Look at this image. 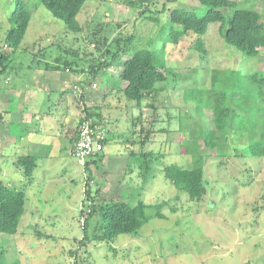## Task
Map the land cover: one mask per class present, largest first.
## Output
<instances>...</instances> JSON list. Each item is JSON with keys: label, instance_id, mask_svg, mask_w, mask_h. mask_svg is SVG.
I'll list each match as a JSON object with an SVG mask.
<instances>
[{"label": "rangeland", "instance_id": "374dc122", "mask_svg": "<svg viewBox=\"0 0 264 264\" xmlns=\"http://www.w3.org/2000/svg\"><path fill=\"white\" fill-rule=\"evenodd\" d=\"M17 1L0 0V49L11 53L0 78V181L26 190L28 200L17 233L0 231V264H264V156L249 154L246 135L232 136L227 156L206 158L200 199H191L164 173L171 163H192L182 152L181 125L189 126L188 136L197 130L200 137L211 126V110L199 116L184 91L210 88L213 69L239 80L231 91L245 88L250 74L264 72V48L248 56L228 45L218 22L204 35V51L195 47L192 32L175 46L167 37L169 10L203 15L200 0H87L77 16L79 31L40 0H24L32 18L21 45L11 50L4 35ZM233 1L259 12L264 22V0ZM141 47L161 50L178 76L157 83L137 106L118 83L123 60ZM89 113L105 121L112 137L86 159L97 160L89 164L91 179L85 163L72 155ZM27 153L39 156L32 183L18 164ZM147 155L153 171L144 181L140 162ZM140 200L165 201L166 217H154L134 233L95 239L104 231L98 233L99 214L93 213L90 238H83L92 202Z\"/></svg>", "mask_w": 264, "mask_h": 264}, {"label": "trees", "instance_id": "16d2710c", "mask_svg": "<svg viewBox=\"0 0 264 264\" xmlns=\"http://www.w3.org/2000/svg\"><path fill=\"white\" fill-rule=\"evenodd\" d=\"M86 1L40 0L41 4L54 16L62 19L68 28L78 31L81 29V24L77 16ZM131 2L143 5L148 0H131ZM200 2L206 8L203 15H199L196 9L175 7L169 10L171 29L167 37L175 46L184 36L192 32L197 36L195 47L204 51V35L210 23L218 22L220 34L228 45L234 46L248 56L258 55L264 48V22L259 12L250 8H241L233 0H200ZM31 18V11L26 1L18 0L8 17L12 26L4 35L5 44L11 50L21 45ZM163 51L166 55L165 49ZM116 53L114 57L118 55ZM8 54L0 49V78L8 69L11 53ZM166 60L167 58L161 55V50L137 48L122 62L118 87L127 98L134 100L137 106H141L144 96L157 83L167 81L170 75L178 76L177 72L167 65ZM107 65H109L108 62ZM65 69L69 68L65 67ZM226 72L222 69H213L210 88L196 86L186 89L183 93L185 100L195 101L199 116L203 117L206 109L211 110V126L206 129L205 136L200 137L197 130H190L193 136L190 134L188 136L189 126L181 125L180 127V130L182 128L186 134L181 147L183 153L191 155L190 167L185 168L177 163H171L164 169L165 175L175 186L186 191L191 199H200L206 192L204 180L206 158L209 155L218 158L227 156L233 135L239 133L246 135L249 154L254 157L264 156V72H253L245 88L237 87L234 91L230 90L232 83L236 84L239 80L237 81L234 75ZM253 101H257L256 106L251 105ZM3 114L4 112L0 111V120ZM89 114V117L95 116L92 113ZM98 119L101 120V117ZM110 135L108 134L107 143L112 138ZM151 154L158 156L154 152ZM143 157L140 165L143 169L144 181H147L153 171V160H150L148 155ZM38 159V155L29 153L18 157L19 167L28 183H32ZM96 161L91 159L85 162V167L90 173L89 179L92 176L89 164L90 162L96 164ZM97 166L100 168L99 165ZM27 200L26 190L11 187L0 181L1 232L17 233L27 208ZM165 204V201L151 204L143 200L134 205L124 201L101 204L92 202V209L84 224L83 238L88 240L90 238L87 223L93 213L99 214L98 233L104 231L103 236H95V239H103V237L113 239L121 233L136 232L154 217L165 218L166 215L163 212ZM3 256L4 254L0 252V257Z\"/></svg>", "mask_w": 264, "mask_h": 264}, {"label": "built area", "instance_id": "2783aa9c", "mask_svg": "<svg viewBox=\"0 0 264 264\" xmlns=\"http://www.w3.org/2000/svg\"><path fill=\"white\" fill-rule=\"evenodd\" d=\"M88 75L89 78L93 77L92 73ZM89 83H91L92 87L98 86L96 82ZM78 88V85H75V89ZM109 132L110 130L104 120H99L95 116L84 117L77 131L72 155L83 163L87 161V158L98 155L106 146Z\"/></svg>", "mask_w": 264, "mask_h": 264}, {"label": "crops", "instance_id": "0c3cea01", "mask_svg": "<svg viewBox=\"0 0 264 264\" xmlns=\"http://www.w3.org/2000/svg\"><path fill=\"white\" fill-rule=\"evenodd\" d=\"M78 114H79V112H78Z\"/></svg>", "mask_w": 264, "mask_h": 264}]
</instances>
